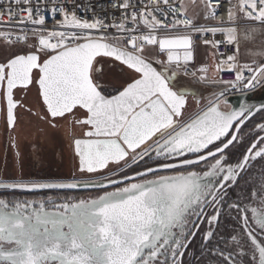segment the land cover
<instances>
[{"label": "snow or ice", "instance_id": "snow-or-ice-1", "mask_svg": "<svg viewBox=\"0 0 264 264\" xmlns=\"http://www.w3.org/2000/svg\"><path fill=\"white\" fill-rule=\"evenodd\" d=\"M112 7L109 20L77 0H0V119L17 160L21 109L81 130L70 178L0 176V264H264V123L244 130L264 104L227 98L264 84L239 47L241 29L264 28V0ZM181 74L220 91L201 105ZM81 189L98 194H69Z\"/></svg>", "mask_w": 264, "mask_h": 264}, {"label": "rangeland", "instance_id": "rangeland-1", "mask_svg": "<svg viewBox=\"0 0 264 264\" xmlns=\"http://www.w3.org/2000/svg\"><path fill=\"white\" fill-rule=\"evenodd\" d=\"M247 32V36H245V33ZM197 44V43H196ZM240 54L241 58L246 61H255L257 63L259 62H264V28L257 27L255 31L251 30H246L243 29L240 32ZM209 49L206 48L205 45L203 44H197L196 51L194 53L195 55V64L198 67L201 63H203L206 59V52H208ZM178 80L180 81L181 84H186V85H191L193 89L198 90L200 93V96L202 97L201 99V105L205 104L207 102V98L210 96L212 92H218L220 91V87H212L208 84H203V83H198L196 82L192 77H185L183 74H181L178 77ZM264 85V84H263ZM107 87V85H105ZM260 85H258L259 87ZM257 88V87H256ZM255 88V89H256ZM254 89V90H255ZM35 92V89H33ZM32 90V91H33ZM232 92L228 93L227 98L231 95ZM35 95L36 93H29V96L31 97V103L30 105L33 106V109L38 110V106L35 105ZM255 96V97H254ZM263 97H264V92H263ZM259 98V97H258ZM229 99V98H228ZM257 99V94L255 95L254 91L249 95V100L246 102L248 104H254L257 105L258 103L255 102ZM264 102V101H262ZM190 103L193 104V108L191 111L195 110L194 106V101L191 100L190 98ZM261 103V102H260ZM231 104V103H230ZM28 115V114H27ZM32 118V125H29V129L24 130L22 129L21 131V136L25 135L26 132L33 130L34 128L38 130L41 127L45 129L44 135L46 136L48 134L49 140L46 142L43 141V144L46 146L47 150V155L52 156L49 159L46 169L47 171L42 174L40 181H45V180H63V179H68L72 176V173L74 171V166L77 163V161L73 158V148L71 146L70 138H69V133H70V127L72 126L71 123V117L69 118L68 121H61L59 123V128L58 130H53L51 127H48L47 125L44 124H39L38 122L35 121L34 117ZM264 118V112L258 113L257 116L255 117L254 122H259L261 119ZM74 128V127H73ZM24 130V131H23ZM39 131V130H38ZM80 129L78 127L74 128V135L78 136L80 134ZM245 131H248V129H245ZM41 135V134H40ZM55 135H58V137H54ZM73 135V136H74ZM44 137H40L37 134H31L30 137L28 138L29 142H33L35 140H43ZM55 145L56 148L54 147ZM58 149V155L57 157H53L51 152L54 150L56 151ZM1 167V163H0ZM28 172L32 173V167L27 168ZM46 173V174H45ZM0 176H7V177H21L19 173L16 174H8L6 172L0 171ZM35 177V175H32ZM32 177V178H33ZM25 179H31V176L26 177ZM39 180V179H35ZM21 197V199H24V196H27V199H36L38 198L39 193H30V194H25V193H18ZM44 194V193H42ZM49 195H52L53 193H48ZM63 193H61L62 195ZM70 195H79V196H88V195H97V191L95 190H78L75 192H70Z\"/></svg>", "mask_w": 264, "mask_h": 264}, {"label": "flooded vegetation", "instance_id": "flooded-vegetation-1", "mask_svg": "<svg viewBox=\"0 0 264 264\" xmlns=\"http://www.w3.org/2000/svg\"><path fill=\"white\" fill-rule=\"evenodd\" d=\"M32 93L35 94L34 90L32 91ZM26 103L29 105L31 103V97L29 96V94ZM33 111H37V110L33 109ZM20 112H21V120L23 122L22 127L18 128L17 132L12 134L16 136L18 150L21 154L19 160H17L15 156L16 149L10 148L9 136L5 132L3 120L0 119V163H1L0 171L6 172L8 174L19 173V175H21L23 178L31 176V179L40 180L42 177L41 175L44 174L45 171H47L46 169H48L47 167H49L48 165L49 159L52 157L51 155L50 157L49 155H47V150L45 149L46 146L43 144V141L46 142L47 140H49V136L48 134L46 136L44 135L45 129L40 126V128L38 129L39 131L34 128L33 130L26 132L25 135H23L22 137L21 136L22 129L28 130L29 125H32L33 122H32V118H30V116L27 115V113L24 112L23 109H21ZM261 123H264V121ZM58 128L59 126L57 128H52V129L58 130ZM40 129H44V131H40ZM34 133L35 134L38 133V136L42 138L44 137V139L39 141L35 140L33 142H29L28 138L30 137L31 134ZM73 135H74V128L70 127V133L68 136L70 138ZM54 137H58V135H55ZM57 139H59V137ZM56 146L57 145H55L54 147L56 148ZM58 153H59L58 149L56 151L54 150L53 152H51L53 157H57ZM28 167L29 168L32 167L31 170L32 173L28 172L27 170ZM32 175H35V177H33ZM25 194H30V193H25ZM17 195L19 198H21L19 194ZM42 195L44 194L39 193L38 198L36 199H39ZM24 198H27V196H24Z\"/></svg>", "mask_w": 264, "mask_h": 264}, {"label": "built area", "instance_id": "built-area-1", "mask_svg": "<svg viewBox=\"0 0 264 264\" xmlns=\"http://www.w3.org/2000/svg\"><path fill=\"white\" fill-rule=\"evenodd\" d=\"M112 2L113 0H77L78 6H79V15H81L84 18H91L93 15V9H94L96 14L103 16L104 12H107L108 13L107 19L109 20L114 19L116 15V9L112 7ZM219 15L226 17L225 12H221ZM209 38H212V37L209 36ZM215 38L222 39V37L219 34ZM196 43L203 44L202 41L199 39L196 40ZM221 51H226L228 52V54H230L231 51H234V49H230V46L222 45ZM223 79H226V80L234 79V76L231 74H224ZM252 91L253 89L247 90L245 92H238L236 90H232L231 95H239V94L249 95L252 93Z\"/></svg>", "mask_w": 264, "mask_h": 264}, {"label": "trees", "instance_id": "trees-1", "mask_svg": "<svg viewBox=\"0 0 264 264\" xmlns=\"http://www.w3.org/2000/svg\"><path fill=\"white\" fill-rule=\"evenodd\" d=\"M258 113H261V112H258ZM257 113V114H258ZM257 114L255 115V116H253L247 123H246V126H245V128H244V130L245 129H251V128H253L254 127V125L256 124V123H261V122H263L264 121V118L263 119H261V121H259V122H254L253 120H255V117L257 116ZM260 165H257L254 169H253V176L251 177V178H255L258 174H259V172H260ZM224 224H225V226H227V227H230V222L229 221H227V220H225L224 221ZM200 243V237H199V235L197 236V238H196V240H195V243L192 245V249L193 250H195L196 249V247H197V245ZM186 260H188V261H191L192 260V256H191V254H189L187 257H186Z\"/></svg>", "mask_w": 264, "mask_h": 264}, {"label": "water", "instance_id": "water-1", "mask_svg": "<svg viewBox=\"0 0 264 264\" xmlns=\"http://www.w3.org/2000/svg\"><path fill=\"white\" fill-rule=\"evenodd\" d=\"M249 95H251V94H249ZM249 95L248 94L230 95L228 97L229 98L228 100L232 106L239 107L242 101L247 102ZM260 104H264V102H261L257 105H260ZM81 190H88V189H81Z\"/></svg>", "mask_w": 264, "mask_h": 264}, {"label": "crops", "instance_id": "crops-1", "mask_svg": "<svg viewBox=\"0 0 264 264\" xmlns=\"http://www.w3.org/2000/svg\"><path fill=\"white\" fill-rule=\"evenodd\" d=\"M254 89H253V91H254L255 95L257 94V99L255 102L260 103V102L264 101V97H263L264 85L261 84L259 87L257 86V88L255 90ZM253 91H252V93H253Z\"/></svg>", "mask_w": 264, "mask_h": 264}, {"label": "bare ground", "instance_id": "bare-ground-1", "mask_svg": "<svg viewBox=\"0 0 264 264\" xmlns=\"http://www.w3.org/2000/svg\"><path fill=\"white\" fill-rule=\"evenodd\" d=\"M248 100H249V97H248ZM248 100H247V101H248Z\"/></svg>", "mask_w": 264, "mask_h": 264}]
</instances>
